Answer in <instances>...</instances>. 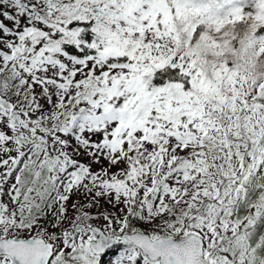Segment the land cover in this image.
Segmentation results:
<instances>
[{"label":"snow or ice","instance_id":"6c2138e0","mask_svg":"<svg viewBox=\"0 0 264 264\" xmlns=\"http://www.w3.org/2000/svg\"><path fill=\"white\" fill-rule=\"evenodd\" d=\"M0 264H264V0H0Z\"/></svg>","mask_w":264,"mask_h":264}]
</instances>
